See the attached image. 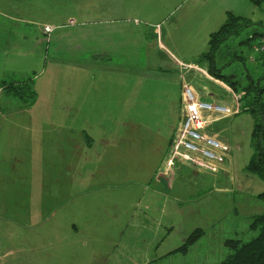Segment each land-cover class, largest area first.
<instances>
[{
  "label": "crops",
  "instance_id": "obj_1",
  "mask_svg": "<svg viewBox=\"0 0 264 264\" xmlns=\"http://www.w3.org/2000/svg\"><path fill=\"white\" fill-rule=\"evenodd\" d=\"M250 3L0 0V264H85V253L87 256L89 251L78 221L69 226L62 217L47 216L44 197L49 187L70 186L83 194L110 176L119 181L125 178L140 188L137 202L148 198L144 199L146 214L142 219L148 221L154 215L159 218L156 221L160 228L164 226L166 211L155 195L165 197L164 188L171 192L177 181L175 172L163 176L161 167L181 118L183 77L203 100L219 103L217 87L222 84L215 76L209 77L204 72L208 71L207 64L198 60L209 50V36L225 22L228 12L249 17L246 12L252 8ZM53 5L66 13L61 18L58 14L51 16ZM44 24L54 26L50 36L43 31ZM184 28L191 29L186 43L178 34ZM198 31L201 35L197 37ZM198 38L199 51L190 52ZM37 58L44 59L50 85L52 80L60 79L55 98L59 103H37L42 108L40 113L36 103L24 106L1 86L2 80H20L30 74L35 77ZM182 63L197 68L183 69ZM42 112H46L45 119L39 118ZM229 161L221 176L197 169L203 174L210 172L205 173L208 176L200 175L208 185L202 194L203 189L198 190L194 201L206 202L211 219L209 223H197L191 232L200 228L203 234L187 251H177V245L167 247L176 224L175 220L168 221L171 231L163 237L161 249L171 252L172 257L182 255V261L176 258L182 264H212L209 254L201 256L200 241L220 220V209L213 207L212 201L224 202L221 198L225 199L228 189L224 179L235 168L234 161ZM21 176L28 180L22 188ZM237 180V188L244 192L243 178L237 176ZM26 186L30 192L24 190ZM27 193L31 199L25 198ZM119 195L117 203L123 205L127 198L123 193ZM172 198L177 197L170 194L165 201L166 207L173 209L176 204H169ZM137 202L130 201L125 226L133 219L132 205ZM101 204L99 200L83 199L74 206L75 214L86 211L84 222L94 223L95 208ZM233 211L238 213L237 208ZM263 212L261 205L257 211L249 210L248 218L252 222ZM228 239H219L223 252ZM109 254L91 252L93 258L87 264H101Z\"/></svg>",
  "mask_w": 264,
  "mask_h": 264
},
{
  "label": "rangeland",
  "instance_id": "obj_2",
  "mask_svg": "<svg viewBox=\"0 0 264 264\" xmlns=\"http://www.w3.org/2000/svg\"><path fill=\"white\" fill-rule=\"evenodd\" d=\"M250 4L252 8L246 12V15L255 22L259 20L264 22V2L259 6ZM52 8L53 10L50 12L51 16L58 14L61 18L66 13V10L62 11L56 5H53ZM70 13L71 11L68 12L66 17ZM256 29L263 30L264 27L258 24L245 26L239 34L233 35L225 41L216 52L217 65L221 67L222 73L238 79L240 84L243 85L250 81L249 75H252L254 79L258 80L264 74V58L256 54L253 50V44L258 41V38L248 41V38H250ZM178 34L180 35V40L186 43L189 37H191V29L184 28ZM199 35H201V31L197 32V37ZM47 37H43L45 43L47 42ZM200 41V38L196 40V44L194 47H191L190 52L199 51L200 46L197 45H199ZM235 53L242 54L244 57L241 60L235 59ZM190 58L191 56L189 55L188 59ZM39 60L41 61V59L37 58V75L35 77V74L28 75L32 76L35 80L34 88L38 93V99L35 103H40L41 105L47 104L48 102L59 103L55 98L59 93V88L56 89V87H58L60 79L56 78L52 80V84L50 85V73L47 71L48 69L45 70L46 64L44 59L42 58L40 66ZM260 82L264 84V79ZM217 94L219 103L227 105L233 104L232 93L225 87H222V85L217 87ZM181 97L182 89L180 94V106L182 109ZM41 110L42 108L39 106L38 113ZM45 115L46 112H42L41 116L39 114V118L45 119ZM180 122L181 118L179 124ZM254 124V116L248 111H241L232 118L229 117L214 127V132L218 133V138L230 147L226 161L228 162L230 160L229 162L231 163L233 160L235 168H232L233 172H228L229 177L224 179L228 188L226 194H224L225 199L224 197L221 198L224 202L220 200L212 201L213 207L216 206L220 209V213H218L220 220H216L217 224L215 228H208L207 235L200 241L201 245L199 243L201 256L204 253H206V256L209 254L212 264L220 262L229 253L226 245L223 247L224 252L219 245L221 236L227 239L241 238L244 241H248L259 233L258 230L250 228L251 220L247 214L251 209L255 208V211H257L259 206H264V200L258 197V193L264 191V180L257 174L251 173L246 169L253 153L252 133ZM233 148H236V150ZM188 165L190 164L182 165L179 161H176L171 169V174L174 172L177 174V181L174 182L175 186L173 190L169 192V188L166 187L164 188V192L166 193L165 197L155 195V198L162 200L164 205L162 203L160 204H162L164 212L166 211L164 226L161 228L156 221L159 218H153L154 215L149 217V219L147 218L148 221L142 219L145 218L144 214H146L143 204L146 200L144 199L148 198L145 196L142 202H137L140 200L136 194L139 192L142 194L140 188L134 183L126 182L125 178L119 181L117 178L113 179L112 176L106 180H100L95 189L86 190L83 194L78 192L76 188H71L70 186L68 188H47V195L44 197L48 203L47 216L52 218L62 217L69 226H72L76 220L79 222H77L78 226L85 232L83 234V241L86 244L85 249L89 251L87 252V256L85 253V264L89 263L93 258L91 252L92 254L100 252L102 255H108L110 253L108 259H104L101 264H182L183 262H179L176 259L179 258L182 261V255L172 257L171 252L165 253L161 249L162 241L164 240L163 237H166L171 231L168 224L169 219L175 220L176 224L170 238L167 239V247L173 245L182 246L185 243L184 237L196 228L197 223H209L207 221L211 219V215H208L206 202L204 200L194 201L197 193H199L198 190L202 188V194L208 185V180L202 178L200 175L208 176L205 173L210 172L205 171L203 174L197 171L200 168L194 167L196 168L195 170ZM165 167L166 161L161 167V171ZM223 167L215 174H220L221 176L224 173ZM235 174L236 176H233ZM237 176L244 180L246 185L244 192H240L237 188ZM243 180L241 181L243 182ZM20 184L22 188V185L28 184V180L21 176ZM25 188L24 190L26 192H30L29 187L26 186ZM122 193L125 194L127 199L124 203L122 202L123 205H120L117 201L120 199L119 194ZM170 194L177 197L170 199L169 204L172 202L176 204L173 209L170 205L166 207L167 203L165 200H168ZM24 195H26L25 198L29 197L28 193ZM131 196L132 199L130 198ZM31 198L29 197V199ZM34 198L37 199L38 196ZM87 198L102 202L100 206L95 208L94 216L97 220L94 223L84 222L85 220L83 218L86 215V211L81 212V215L75 214L74 206L78 201L83 199L86 201ZM130 201L137 202V204L132 205L135 209L133 210L131 208L130 210H133L135 215L131 222L125 226L128 219L125 222L124 220L128 215L129 206L131 205ZM234 208L238 209V213L233 211ZM161 211L162 209H160ZM122 230L124 232L121 234ZM173 260L176 261L173 262Z\"/></svg>",
  "mask_w": 264,
  "mask_h": 264
},
{
  "label": "trees",
  "instance_id": "obj_3",
  "mask_svg": "<svg viewBox=\"0 0 264 264\" xmlns=\"http://www.w3.org/2000/svg\"><path fill=\"white\" fill-rule=\"evenodd\" d=\"M250 1L257 6L264 2V0ZM253 24L264 27V22L262 21L255 22L249 17L228 12L225 22L219 29L210 34L209 50L200 56L198 63H206L208 71L212 76L221 79L235 90L243 91L241 111L250 112L255 120L252 133L254 152L246 169L264 180V84L260 82L264 79V74L258 80L249 75L250 81L243 85L240 84L238 79L223 74L216 60V52L225 41L233 35L239 34L245 26ZM263 37L264 29H256L250 38H248V41L258 38L257 42H259ZM259 55L264 58V51ZM243 57L242 54L235 53V59L241 60ZM34 81L32 76L20 80H2L1 86L7 95L18 98L24 106H28L33 105L38 99V93L34 88ZM260 197L264 200V192L260 194ZM251 228L259 229L258 235L248 241H243L242 239L226 240L225 243L230 253L216 264H264V212L253 217ZM202 234L203 230L200 228L191 232L186 238L185 243L177 251H187L188 246L194 243Z\"/></svg>",
  "mask_w": 264,
  "mask_h": 264
},
{
  "label": "built area",
  "instance_id": "obj_4",
  "mask_svg": "<svg viewBox=\"0 0 264 264\" xmlns=\"http://www.w3.org/2000/svg\"><path fill=\"white\" fill-rule=\"evenodd\" d=\"M54 29L50 24L43 26L48 36ZM253 50L256 54L264 51V37L253 44ZM181 65L183 69L197 68L185 63ZM204 72L212 76L209 71ZM217 81L232 93V105L203 100L193 85L183 77L181 122L171 138L166 167L161 171L163 176H170L176 161L188 162L212 173L219 172L224 166L230 147L218 138L214 127L217 122L241 112L243 93L219 78Z\"/></svg>",
  "mask_w": 264,
  "mask_h": 264
}]
</instances>
